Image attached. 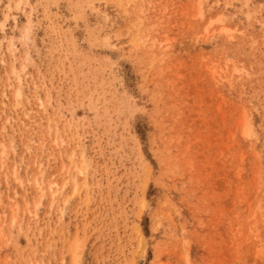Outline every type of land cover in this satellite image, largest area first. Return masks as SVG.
<instances>
[{
  "label": "rangeland",
  "instance_id": "1",
  "mask_svg": "<svg viewBox=\"0 0 264 264\" xmlns=\"http://www.w3.org/2000/svg\"><path fill=\"white\" fill-rule=\"evenodd\" d=\"M0 264H264V0H0Z\"/></svg>",
  "mask_w": 264,
  "mask_h": 264
}]
</instances>
